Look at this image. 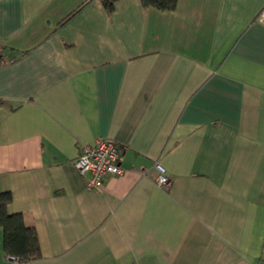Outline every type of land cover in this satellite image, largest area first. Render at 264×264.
Returning <instances> with one entry per match:
<instances>
[{
	"label": "crops",
	"instance_id": "obj_1",
	"mask_svg": "<svg viewBox=\"0 0 264 264\" xmlns=\"http://www.w3.org/2000/svg\"><path fill=\"white\" fill-rule=\"evenodd\" d=\"M262 7L0 0V192L40 250L11 259L0 227V264H264ZM98 138L123 173L87 190Z\"/></svg>",
	"mask_w": 264,
	"mask_h": 264
},
{
	"label": "built area",
	"instance_id": "obj_2",
	"mask_svg": "<svg viewBox=\"0 0 264 264\" xmlns=\"http://www.w3.org/2000/svg\"><path fill=\"white\" fill-rule=\"evenodd\" d=\"M256 21L264 25V7L256 15ZM1 50L2 44L0 43V58L2 57ZM120 162L121 150L117 143L109 139L98 138L90 144L78 146L73 165L82 177L85 188L87 190H98L102 188L108 178L123 173ZM154 168V181L156 184L168 188L171 181L165 173V169L159 163H155Z\"/></svg>",
	"mask_w": 264,
	"mask_h": 264
},
{
	"label": "trees",
	"instance_id": "obj_3",
	"mask_svg": "<svg viewBox=\"0 0 264 264\" xmlns=\"http://www.w3.org/2000/svg\"><path fill=\"white\" fill-rule=\"evenodd\" d=\"M116 0H100L109 13ZM177 0H140L143 7L158 10H173ZM12 197L9 191L0 192V227L3 232V249L9 256L19 260H32L40 257L38 240L34 228L27 225L21 213H8L7 207Z\"/></svg>",
	"mask_w": 264,
	"mask_h": 264
}]
</instances>
